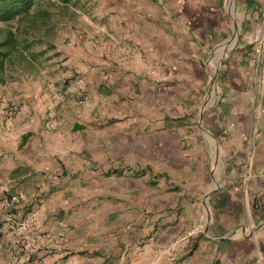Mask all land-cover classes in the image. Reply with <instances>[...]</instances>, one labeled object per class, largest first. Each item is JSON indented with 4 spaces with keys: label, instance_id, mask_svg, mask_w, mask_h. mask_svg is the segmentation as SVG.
Here are the masks:
<instances>
[{
    "label": "crops",
    "instance_id": "1",
    "mask_svg": "<svg viewBox=\"0 0 264 264\" xmlns=\"http://www.w3.org/2000/svg\"><path fill=\"white\" fill-rule=\"evenodd\" d=\"M74 9L55 80L0 85V197L46 237L0 264H264V0Z\"/></svg>",
    "mask_w": 264,
    "mask_h": 264
},
{
    "label": "trees",
    "instance_id": "2",
    "mask_svg": "<svg viewBox=\"0 0 264 264\" xmlns=\"http://www.w3.org/2000/svg\"><path fill=\"white\" fill-rule=\"evenodd\" d=\"M79 0H0V85L33 77L56 54L61 21L75 18ZM52 52V55H49Z\"/></svg>",
    "mask_w": 264,
    "mask_h": 264
},
{
    "label": "built area",
    "instance_id": "3",
    "mask_svg": "<svg viewBox=\"0 0 264 264\" xmlns=\"http://www.w3.org/2000/svg\"><path fill=\"white\" fill-rule=\"evenodd\" d=\"M145 74L152 79L159 77L156 66L151 63L146 65ZM78 82L81 81L78 80ZM4 110L5 115L10 117L15 112V106L13 103H9ZM18 203L19 199L15 195L0 197V231H4L17 239L12 243L13 260L20 256L25 262L30 263L34 250L46 237L34 231L35 220L31 214H21L15 218L17 214L14 213V208Z\"/></svg>",
    "mask_w": 264,
    "mask_h": 264
},
{
    "label": "rangeland",
    "instance_id": "4",
    "mask_svg": "<svg viewBox=\"0 0 264 264\" xmlns=\"http://www.w3.org/2000/svg\"><path fill=\"white\" fill-rule=\"evenodd\" d=\"M66 28H63V27H60L57 32H59V34H65L66 33ZM49 55H52V52H49ZM55 56L53 55L51 57V59L49 61L46 62V64H44V66L41 68V70L39 71V73H42V77H37V76H33L31 77L30 79V82L29 83L31 86H33L34 82H35V79L39 82H43L44 83V79L47 78V79H50L51 81L55 80V78L57 77L55 72L52 70V67L54 64V62H52V58H54ZM40 79V80H38ZM78 80V79H77ZM81 80V79H80ZM22 78L21 77H16L13 81L9 82L11 84H15L16 85V88L18 87V85L20 84H23L22 82ZM14 103V102H12ZM251 162L246 160L245 161V166L248 167V171L250 170V167H251ZM259 180L261 181H264V177H258ZM8 236V241L6 243V248H7V254H8V257L10 256V258L14 255V250H13V247H12V241H13V238L11 235L7 234ZM1 264H6V263H1Z\"/></svg>",
    "mask_w": 264,
    "mask_h": 264
}]
</instances>
